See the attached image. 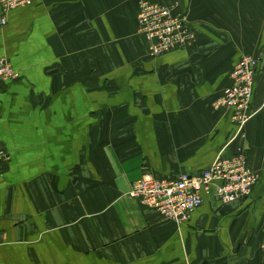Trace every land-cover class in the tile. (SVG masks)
Segmentation results:
<instances>
[{"label":"crops","instance_id":"obj_1","mask_svg":"<svg viewBox=\"0 0 264 264\" xmlns=\"http://www.w3.org/2000/svg\"><path fill=\"white\" fill-rule=\"evenodd\" d=\"M155 1L192 34L158 58L140 0H32L5 25L0 8V58L20 75L0 83V264H264V0ZM245 56L258 65L240 130L215 104ZM240 150L252 194L204 195L185 224L129 196Z\"/></svg>","mask_w":264,"mask_h":264},{"label":"built area","instance_id":"obj_2","mask_svg":"<svg viewBox=\"0 0 264 264\" xmlns=\"http://www.w3.org/2000/svg\"><path fill=\"white\" fill-rule=\"evenodd\" d=\"M31 2L0 0V8L5 15L2 24L7 23L6 17L11 11L30 6ZM174 9V3L166 5L155 0H140L138 31L149 41L151 57L158 58L192 39L186 15ZM257 65L258 60L253 56L243 57L232 72L231 87L215 104L216 108L233 111V121L240 130L252 118L250 107ZM19 78L11 62L5 57L0 58V83ZM8 159V154L0 152V162ZM259 179V174L249 166L247 154L240 150L231 157H219L209 169L198 175L182 173L176 180L145 176L133 184L129 196L154 209L165 219L182 225L202 205L204 195L219 198L224 203H234L249 197Z\"/></svg>","mask_w":264,"mask_h":264},{"label":"water","instance_id":"obj_3","mask_svg":"<svg viewBox=\"0 0 264 264\" xmlns=\"http://www.w3.org/2000/svg\"><path fill=\"white\" fill-rule=\"evenodd\" d=\"M235 264H239V263H235Z\"/></svg>","mask_w":264,"mask_h":264}]
</instances>
